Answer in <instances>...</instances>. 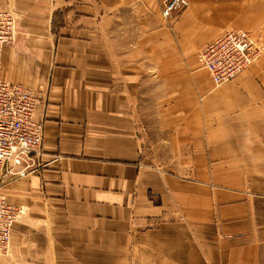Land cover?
Instances as JSON below:
<instances>
[{
    "label": "crops",
    "instance_id": "obj_1",
    "mask_svg": "<svg viewBox=\"0 0 264 264\" xmlns=\"http://www.w3.org/2000/svg\"><path fill=\"white\" fill-rule=\"evenodd\" d=\"M162 5L0 0L17 31L0 75L33 91L42 131L33 166L2 178L26 211L0 264H264V53L217 84L197 59L261 27L264 0ZM146 108L169 128L149 155Z\"/></svg>",
    "mask_w": 264,
    "mask_h": 264
},
{
    "label": "built area",
    "instance_id": "obj_2",
    "mask_svg": "<svg viewBox=\"0 0 264 264\" xmlns=\"http://www.w3.org/2000/svg\"><path fill=\"white\" fill-rule=\"evenodd\" d=\"M186 0H163L161 15L185 6ZM16 17L8 8L0 9V45H12L16 36ZM260 50L256 39L239 28H229L197 51L203 67L214 84L231 79L253 62ZM33 91L18 83H10L0 75V187L4 175H24L33 166L31 157L41 149V124L33 117L36 106ZM21 160L24 166L12 169ZM10 163V165H6ZM26 211L22 204H10L0 190V258L9 254L10 228Z\"/></svg>",
    "mask_w": 264,
    "mask_h": 264
},
{
    "label": "rangeland",
    "instance_id": "obj_3",
    "mask_svg": "<svg viewBox=\"0 0 264 264\" xmlns=\"http://www.w3.org/2000/svg\"><path fill=\"white\" fill-rule=\"evenodd\" d=\"M174 10H172L171 13H173ZM162 18L167 19L164 17ZM250 32L252 34V37L256 39V43L260 50L258 57L253 62H251L254 63L258 61L259 58L264 53V23L261 27H258V29ZM151 109L152 108L139 109L140 111H138L137 114L134 115V119H133V124L135 125L136 129H140L139 132H136L137 134L136 140L138 142V148L141 149L143 153H147V155L151 153V150H154L155 145L161 144L163 142L162 141L164 140L163 136L169 134V128L155 129L154 125L157 124V117L151 111Z\"/></svg>",
    "mask_w": 264,
    "mask_h": 264
}]
</instances>
